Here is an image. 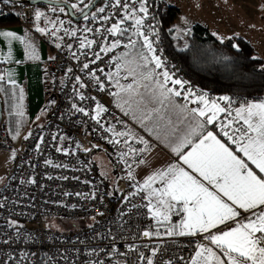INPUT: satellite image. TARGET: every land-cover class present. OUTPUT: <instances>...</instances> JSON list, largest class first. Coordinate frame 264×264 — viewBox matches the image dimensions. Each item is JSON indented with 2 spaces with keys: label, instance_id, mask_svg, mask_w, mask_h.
Masks as SVG:
<instances>
[{
  "label": "built area",
  "instance_id": "2783aa9c",
  "mask_svg": "<svg viewBox=\"0 0 264 264\" xmlns=\"http://www.w3.org/2000/svg\"><path fill=\"white\" fill-rule=\"evenodd\" d=\"M114 3L115 0H102L88 19L71 20L59 31L45 21V32L36 34L51 51V57L43 64L44 83L48 92H56L57 102L44 125L32 130L13 172L0 187V264H147L148 259L153 264H191L197 245L207 243L203 234L167 235V229L147 211V193L139 192L134 182L133 171L144 161L146 147L133 136L132 122L114 104L116 87L108 74L115 72L120 56L129 50L125 45L134 39L135 30L121 25L124 31L113 36L107 29L126 12L136 9V15L144 21L141 31L155 42L157 50L161 48L153 0H121L127 9L113 7ZM141 3L147 8V15L138 11ZM100 7L105 8L104 13L97 11ZM7 15L0 13V19ZM105 16L107 20L103 19ZM11 17L29 28L24 21ZM31 21L34 22L29 19L27 23ZM87 40L94 43L88 47ZM81 41L85 42L84 47ZM116 41L119 47L101 51ZM164 61L174 72L173 79L201 91L183 80L172 63ZM86 63L87 69L83 68ZM2 70L0 64V73ZM203 93L216 99L221 107L234 105L209 92ZM73 104L87 115L73 108ZM97 104L107 110L93 119ZM121 132L128 135H116ZM86 145L103 149L114 162L121 191L116 207L109 203L106 184L84 156ZM129 148L136 151L130 152ZM12 149V137L2 124L0 151ZM56 218L93 221L87 228L65 232L48 227L47 221ZM144 231L153 235L145 237ZM154 251L156 254L152 255Z\"/></svg>",
  "mask_w": 264,
  "mask_h": 264
},
{
  "label": "snow or ice",
  "instance_id": "6c2138e0",
  "mask_svg": "<svg viewBox=\"0 0 264 264\" xmlns=\"http://www.w3.org/2000/svg\"><path fill=\"white\" fill-rule=\"evenodd\" d=\"M80 3H83V0H80ZM116 6L128 8L127 4L121 5V0H115L113 7ZM71 7L77 8V4H72ZM52 11L55 9L53 8ZM81 11L83 10L81 9ZM97 11L104 13L105 8L100 7ZM138 11L147 15V8L143 3ZM136 12V9L126 12L124 17L119 22L113 23L107 31L113 36L120 34L124 31L121 25L128 19L134 20L135 32L133 34L143 37L142 47L146 52H136L132 54L131 60L125 61V64L135 65L129 75H138L141 80L154 82L159 90V102L161 104H164L165 101L171 102V96L179 97L181 92L175 88H169L167 86L169 81L172 85H179L181 89L184 84L178 79H172L167 71L155 73L154 69L161 68L163 65L160 58L155 55L152 41L141 31L144 21L143 18L136 15ZM43 15L42 12L37 11L35 18L39 20ZM93 18H95V13ZM84 19H88L86 14ZM103 19L107 20L108 17L105 16ZM60 23L62 24L63 21ZM53 26L55 27V24ZM37 31L43 33L45 29L37 28ZM86 31H92V29H86ZM71 34L75 35V32ZM0 35L19 39L12 32H3ZM93 43L94 41L87 40L88 47ZM84 46L85 42L81 41V47ZM28 47L31 49V44ZM117 47H119V41L112 43L109 47L102 48L101 51L109 52ZM125 47L134 49L136 41L130 40ZM124 55L128 56L129 53ZM33 57L34 50L30 52V58ZM150 64L154 65V69L149 70ZM88 67L87 63L83 65L85 69ZM121 67L122 65L117 64L116 75H119ZM112 75L108 74L109 79L112 78ZM156 75L162 76V80H154ZM92 76L96 79L100 89L103 90L104 86L99 78L94 73ZM3 79L4 77L0 75V81ZM77 82H79L78 77ZM9 83L15 86V81L10 80ZM80 87H84V85L80 84ZM144 87L148 89V85H144ZM20 91L22 100L23 90ZM121 91H127L130 95L135 93L132 85H128L127 88L121 86ZM148 91L151 92L152 89H148ZM113 95L119 94L114 93ZM192 95L194 94L189 92L185 95V99L187 100ZM79 98L83 100L85 97L81 95ZM219 99L229 101L230 98L223 96ZM191 103H199L202 106L190 110L189 116L185 117L190 120L188 130L172 147V151L178 155L182 164L186 165L191 172L178 164H170L149 175L138 189L139 192H147V211L158 224L171 221L173 213L184 214L180 224L175 226L178 231L169 228L167 232L169 236H194L198 233H209L204 239L210 241L211 245L219 250V253L213 247L198 244L195 255L191 258V264H264V176L258 175L244 159L237 155V152L242 153L252 165H255L259 173H264V102L242 104L234 110V115L230 106L229 108L221 107L215 99L210 101L206 94L196 96L191 100ZM72 107L87 115L83 108H77L75 104ZM106 110L97 104L96 116L93 119L98 118ZM183 110H186V106ZM221 113H227L228 118L221 121ZM19 114L23 115L22 112ZM217 122H219V129L223 136L236 145L235 151L212 131L205 130V124L211 125ZM116 135L127 136L128 133L121 132ZM115 142L119 143V141ZM139 142L146 143L143 140ZM189 145L191 146L190 150L183 152L182 150ZM129 151L135 152L136 150L129 148ZM128 176L130 179L132 178L131 171ZM202 181H206L212 190ZM157 183H160L161 186L154 187L153 185ZM241 209L245 213H251L250 216L244 218L246 222L237 220L241 216L239 211ZM257 209H259L258 212ZM228 221H233L235 226L227 231L222 230L219 234H211L212 229H217L219 225H225ZM159 234V232L156 233V235ZM152 235L153 233L150 231L143 232L145 237ZM155 254L154 251L152 255ZM141 258L143 259V257ZM147 264H153V261L148 259Z\"/></svg>",
  "mask_w": 264,
  "mask_h": 264
},
{
  "label": "crops",
  "instance_id": "0c3cea01",
  "mask_svg": "<svg viewBox=\"0 0 264 264\" xmlns=\"http://www.w3.org/2000/svg\"><path fill=\"white\" fill-rule=\"evenodd\" d=\"M186 1L191 5L194 11H190L182 6L179 7L176 1H174V3L167 1L171 5H174L180 12L173 23L174 31L178 29L179 25L185 28L184 31L188 34L193 26L200 24L215 36L244 37L245 35L247 36L246 39L249 41L248 35H240L238 31H236L238 27H241L238 26L241 24H239L237 19L246 23H251L252 21H250L251 16L249 13L254 9L257 10V6L251 7L244 3L251 5L252 3H257L258 0H199V3L198 1L196 3L195 0ZM183 12H190L196 15V17H194L192 21H185ZM198 17L202 18V20L200 21ZM233 22L235 25L229 27L228 24ZM3 32H12L19 37V39H12L0 35V64L3 67L0 75L4 77V79L0 81L3 122L6 118L8 120L11 116H20L19 113L22 112L27 115L28 123L35 124L33 127H41L55 107V105L53 108L52 105L48 107L51 94H49L44 83L43 64L51 57V51L41 42L37 35L34 36V33L28 31L20 25V23L15 26L0 27V33ZM29 44L32 46L31 49L28 47ZM32 50H34V57L30 58V52ZM124 54L120 56V60L123 61V63L121 61V68L125 71L130 68L132 64H125V61L128 59H126ZM116 73H111L113 75L110 79L112 84L117 87L119 94L115 96L113 102L132 122L133 127L131 131L133 136L138 140L146 141V143H144L146 147L145 159L141 164L137 165L133 171V178L136 186L139 188L149 175L157 170L166 168L170 164H178L184 167L185 170L191 172L186 165L182 164L178 155L172 151V147L179 142V138L188 130L190 120L185 119V117L189 116L191 109L198 107L183 102L181 96H171V102L165 101L164 104H161L159 102V90L154 82L141 80L139 76H132L128 80L126 74L121 75V73H119V75H116ZM10 80L15 81V86L9 83ZM154 80H162V77L156 75ZM128 85H132L135 90L134 94L130 95L127 91H121V86L127 88ZM144 85H148V89H152V91L149 92ZM21 89L23 90L22 100L20 99ZM208 99L210 101L213 100L210 98ZM185 106L186 110L182 111V109H185ZM222 116L223 113L220 114V120L224 121L227 117L226 115ZM135 123L138 125L137 127ZM218 124L219 122H217V126L219 127ZM213 126H216V123L211 125L205 124V130L212 131L222 142L226 143L235 151L236 145L228 141L227 137H224L220 132V129L219 133L218 131L216 132L212 128ZM136 128H138V130ZM193 139L195 140V138ZM24 143L23 139V142L21 141L17 146L22 150ZM190 148L191 146L189 145L182 151L187 152ZM237 155L244 159L245 162L249 164V167L258 175L264 176V173H259L255 165H252L242 153L237 152ZM202 182L212 190L211 186L207 185L206 181ZM153 186L160 187L161 185L157 183ZM239 211L241 212V216L238 217L237 220L246 222L244 218L250 216L251 213H245L242 209ZM256 211L258 212L259 209ZM183 215V213H173L171 221L160 224H162L167 231L169 228L178 231L175 226L180 224ZM234 226L235 223L233 221H228L225 225H219L217 229H212L211 234H219L220 231H227ZM198 234H203L204 236L209 235V233ZM206 241V246L213 247V249L219 253V250L215 249V246L211 245L210 241Z\"/></svg>",
  "mask_w": 264,
  "mask_h": 264
},
{
  "label": "trees",
  "instance_id": "16d2710c",
  "mask_svg": "<svg viewBox=\"0 0 264 264\" xmlns=\"http://www.w3.org/2000/svg\"><path fill=\"white\" fill-rule=\"evenodd\" d=\"M0 1L29 3L31 0ZM101 3L102 0L99 5ZM36 6L43 9L54 7L45 4ZM153 9L160 48L166 60L173 64L183 80L212 95L227 96L236 106L264 101V62L256 57V50L249 41L240 36L220 38L204 26L196 24L190 31L188 47L180 49L170 31L178 10L161 0H153ZM18 24L19 22L13 17L0 19V27ZM212 128L219 133L218 126ZM101 150L103 149L93 145L88 146V149L84 151V156L106 184L109 203L116 207L121 200L117 172L111 156L104 151V156L110 166V177L104 178L100 173L95 155ZM79 222L80 220L56 218L48 220L47 225L51 229L65 232H76L89 227L88 224Z\"/></svg>",
  "mask_w": 264,
  "mask_h": 264
},
{
  "label": "rangeland",
  "instance_id": "374dc122",
  "mask_svg": "<svg viewBox=\"0 0 264 264\" xmlns=\"http://www.w3.org/2000/svg\"><path fill=\"white\" fill-rule=\"evenodd\" d=\"M54 1H61V2H66L70 5L72 4H77V8H73L76 14H81L87 7H85V5H90L93 0H83V3H80V0H54ZM163 2H165L168 6L170 7H174V5H171L170 3H168L167 1L174 3V1H176L178 3V6H182L185 7L187 9H189L190 11H194V9L191 7V5L189 3H187L186 0H161ZM196 3L199 0H195ZM254 1V0H253ZM17 3H23V4H12L11 2H1L0 3V13L2 14H8V17L11 16H15L17 17L19 20L24 21V23H26V25H28L29 28H26L28 31L34 33V36L36 34H43L39 31H37V28H43V22L45 21H49L52 24H55V27L60 29L61 27H64L65 25L69 24L70 21L72 20L66 9L64 8H54L55 11H52V9H43L41 7H37V6H29V4L27 2H17ZM247 6H257V10H253L252 12H250V21H252L251 23L248 22H243L240 19H237L239 24L238 26V33L240 35L242 34H246L248 35V39L249 42L252 44V46L255 48L256 50V57L263 60L264 62V0H258L257 3H252L251 5H248L246 3H244ZM6 8V9H5ZM176 8V7H174ZM61 9H63V11H61ZM81 9L83 11H81ZM177 9V8H176ZM178 10V9H177ZM7 11V12H6ZM37 11L42 12L44 15L41 16V18L39 20H37L35 18V13ZM179 10H178V15H179ZM14 14V15H13ZM177 15V17H178ZM7 17V18H8ZM176 17V19H177ZM196 17V15L190 13V12H183V18L185 21H192V19ZM29 19H33L34 22H28ZM175 19V20H176ZM198 19L201 21L202 18L198 17ZM63 21V23L61 24L60 22ZM174 23V22H173ZM123 26L129 28L130 30H135L134 28V22H131L129 20H126L124 22V24H122ZM233 25H235V23H229L228 26L232 27ZM179 29V30H178ZM178 29L176 31L173 30V24L171 25L170 31L172 33V36L176 42V45L178 48L180 49H185L188 47L189 45V36L190 33H186L185 28H183L182 26L180 27L178 25ZM230 31V28H229ZM234 37V36H231ZM239 37V36H238ZM243 37V36H240ZM247 36L244 35L243 38L246 39ZM220 38H230V37H220ZM136 41V47L134 49H129L128 52L126 51V53H129L128 56H125L126 59L131 60L133 58L132 54L136 53V52H140V51H145L146 50L142 47L143 45V37L142 36H136L134 35V39ZM150 40V39H149ZM247 40V39H246ZM152 41V40H151ZM248 41V40H247ZM155 42L152 41L153 44V48L155 49V55L158 56L162 62V67L158 68V69H154V65L150 64L148 66L149 70L154 69L155 73L159 74L162 73L164 71H167L169 73V75L171 76V78L173 79L172 75H174V72H172L168 67L165 66V55L163 54L162 50H157L156 49V45L154 44ZM159 43V42H158ZM160 46V45H159ZM161 51V52H160ZM122 60L119 59L118 64L122 65L121 63ZM135 67L134 64H132V66L128 69H126L125 71L120 68L119 73H121V75H125L127 79L129 80L130 77L132 76H138V75H129L130 70ZM125 69V68H124ZM141 71H143V69H141ZM117 72V69L115 70V73ZM123 73V74H122ZM159 76V75H158ZM162 77V76H160ZM174 79H176L174 77ZM169 81L168 86L170 88H175V90H178L182 93L181 97H182V101L191 105H194L196 107H201L202 105H200L199 103H191V100L195 99L196 96L199 95H207V93H203V91H195L194 89H190L184 85V87L181 89L179 85H174V87H172V83ZM116 87V86H115ZM198 90V89H197ZM193 93L194 95L189 96L188 99H185V95L188 93ZM116 93H118L117 87H116ZM49 94H51V98L49 101V105L48 107H50V105H52V108L54 107L55 102H57V94L55 91H49ZM208 98V97H207ZM228 104L231 103L233 104V102L231 100L227 101ZM220 104V103H219ZM240 106H236L233 105L230 107V110H233V115H234V110L236 108H238ZM229 108V107H228ZM226 115L227 117V113H223V116ZM222 116V117H223ZM228 118V117H227ZM224 119V118H222ZM6 127L9 130V133L12 137L13 140V149L9 152H4V151H0V187L6 182V180L8 179V177L11 175V173L14 170L15 167V162L16 159L18 157L19 151L21 150V148H19L17 146L18 143H21V141L26 142V140L28 139L29 135L31 134L32 130L35 129V124H31L28 123V119H27V115L23 114L20 116H11L10 118H6V120H4L3 122ZM136 127L138 126L135 123ZM219 125V124H218ZM217 126V123H216ZM138 130V128H136ZM138 132V131H137ZM16 136V138H15ZM85 149H88V146H85ZM104 150L99 151L96 155H95V160H96V164L98 166V169L100 171V173L104 176V178H109L110 177V166L107 162V158L106 156H104ZM106 159V160H104ZM92 219L90 220H80V224H88L91 225L92 223Z\"/></svg>",
  "mask_w": 264,
  "mask_h": 264
},
{
  "label": "water",
  "instance_id": "95a60500",
  "mask_svg": "<svg viewBox=\"0 0 264 264\" xmlns=\"http://www.w3.org/2000/svg\"><path fill=\"white\" fill-rule=\"evenodd\" d=\"M101 0H94L81 14H76L74 9L71 7L70 4L66 2H61V1H54V0H31L29 1V5L31 6H36L39 4H45V5H50L54 7H59V8H66L69 17L74 20V21H80L84 19V15L86 14L87 16L99 5ZM3 124V104H2V99L0 96V125Z\"/></svg>",
  "mask_w": 264,
  "mask_h": 264
}]
</instances>
